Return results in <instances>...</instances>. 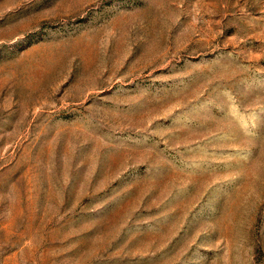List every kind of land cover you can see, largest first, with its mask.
I'll list each match as a JSON object with an SVG mask.
<instances>
[{
    "label": "rangeland",
    "instance_id": "rangeland-1",
    "mask_svg": "<svg viewBox=\"0 0 264 264\" xmlns=\"http://www.w3.org/2000/svg\"><path fill=\"white\" fill-rule=\"evenodd\" d=\"M0 264H264V0H0Z\"/></svg>",
    "mask_w": 264,
    "mask_h": 264
}]
</instances>
